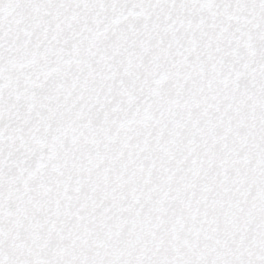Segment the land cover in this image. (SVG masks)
<instances>
[{
  "label": "snow or ice",
  "instance_id": "obj_1",
  "mask_svg": "<svg viewBox=\"0 0 264 264\" xmlns=\"http://www.w3.org/2000/svg\"><path fill=\"white\" fill-rule=\"evenodd\" d=\"M0 264H264V0H0Z\"/></svg>",
  "mask_w": 264,
  "mask_h": 264
}]
</instances>
